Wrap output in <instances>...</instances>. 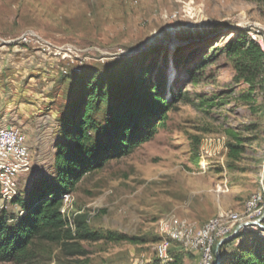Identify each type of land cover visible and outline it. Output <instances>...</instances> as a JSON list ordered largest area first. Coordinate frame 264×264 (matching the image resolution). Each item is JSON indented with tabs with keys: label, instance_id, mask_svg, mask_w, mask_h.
Masks as SVG:
<instances>
[{
	"label": "rangeland",
	"instance_id": "rangeland-1",
	"mask_svg": "<svg viewBox=\"0 0 264 264\" xmlns=\"http://www.w3.org/2000/svg\"><path fill=\"white\" fill-rule=\"evenodd\" d=\"M243 28L264 47V0H0V126L18 127L30 153V170L17 177L19 193L53 174L69 69L107 65L152 38L160 47L153 59L165 76V98L185 96L150 140L110 159L69 194L65 214L86 213L102 235L83 242L94 264H161L155 245L169 226L244 216L253 194H264V109L251 112L240 101L245 85L215 50ZM254 97L264 103L260 90ZM226 128L245 141L236 160L226 155ZM9 204L7 213L16 215L19 207ZM246 230L264 247V230ZM186 254L182 264H200Z\"/></svg>",
	"mask_w": 264,
	"mask_h": 264
},
{
	"label": "trees",
	"instance_id": "trees-1",
	"mask_svg": "<svg viewBox=\"0 0 264 264\" xmlns=\"http://www.w3.org/2000/svg\"><path fill=\"white\" fill-rule=\"evenodd\" d=\"M232 32L215 50L231 61L233 80L245 85L240 101L251 112L264 109L254 97L255 89L264 94V47L246 28ZM159 49L154 46L107 65L82 64L77 72H66L64 80L72 84L57 116L53 174L18 192L11 201L19 207L16 215L0 210V264H94L83 242L98 241L102 235L89 226L86 213L68 217L62 197L110 159L126 156L150 140L164 125L167 112L185 97L178 91L165 98V76L153 59ZM224 134L227 157L238 159L244 151L242 134L231 128ZM246 228L219 247L218 264H264L261 238ZM159 262L180 264V257Z\"/></svg>",
	"mask_w": 264,
	"mask_h": 264
},
{
	"label": "bare ground",
	"instance_id": "bare-ground-1",
	"mask_svg": "<svg viewBox=\"0 0 264 264\" xmlns=\"http://www.w3.org/2000/svg\"><path fill=\"white\" fill-rule=\"evenodd\" d=\"M11 131H17L19 134H23L16 126L9 128L0 127V138L6 141H13ZM14 145L17 151L26 152L29 156V148L26 144L24 134L22 139L14 138ZM27 154H20L22 164H15L17 163V156L0 158V198H4L2 204H0V210L6 209V205L11 203L17 195V177L30 170V157H27ZM0 156H3L2 143H0ZM256 195H259V198L253 204H250L251 198L246 202L247 213L244 216L236 212H231L228 214H219L201 226H196L185 220L178 221L174 225L169 226L165 231V236L155 245L157 257L161 261L167 262L169 260L168 251L171 243L176 242L185 251L197 253L200 260L204 257L208 248L207 260L200 262V264H211L214 257L212 249L218 240L231 234L237 226L251 219L256 220L261 215L264 194L261 192L255 195L253 194V196ZM69 196V194L63 195L64 205L68 202ZM254 226L263 232L264 224H254ZM243 228L246 227H242L241 229Z\"/></svg>",
	"mask_w": 264,
	"mask_h": 264
},
{
	"label": "water",
	"instance_id": "water-1",
	"mask_svg": "<svg viewBox=\"0 0 264 264\" xmlns=\"http://www.w3.org/2000/svg\"><path fill=\"white\" fill-rule=\"evenodd\" d=\"M152 41V38H149L148 41L144 44H140L136 47H133V48H130V50L126 53L127 56H131V55H134V54H138L140 52H144L148 49H150L151 47H154L153 43H151ZM264 218V211L262 213V215L257 218L256 220L254 221H247L245 222L244 224L240 225V226H237L233 232L223 238H221L220 240L217 241V243L215 244V247H214V256H215V264H218L219 262V258H220V255H219V247L227 242V241H231L233 240L236 235H237V232L242 228V227H247V226H250V225H253L255 223H259L262 219Z\"/></svg>",
	"mask_w": 264,
	"mask_h": 264
},
{
	"label": "built area",
	"instance_id": "built-area-1",
	"mask_svg": "<svg viewBox=\"0 0 264 264\" xmlns=\"http://www.w3.org/2000/svg\"><path fill=\"white\" fill-rule=\"evenodd\" d=\"M28 38H29V40H30V37H28V36H26V37H22L21 39H22L23 41H27ZM73 52H75V51H73ZM59 56H60V55H59ZM61 57H62V59L65 58L63 55H61ZM70 61L73 62L72 60H70ZM10 133L13 134V141H6V140H2V139L0 138V143H2V145H3V156H0V158H2V157H9V156H17V163H15V164H22V161H20V154H27V153H26V152H20V151H17V150L15 149L14 138H21V139H22L23 134H19L17 131H11ZM27 157H29L28 154H27ZM257 198H259V195L252 196V197H251V202H250V204H253L254 201H255ZM3 199H4L3 197L0 198V204H2ZM255 224H264L263 219H262V221H260L259 223H255ZM253 225H254V224H253ZM247 227H248V226H247ZM207 255H208V248H207V250H206V253L204 254V257H203L199 262H202V261L207 260ZM170 260H171V257H170V255H169V261H170Z\"/></svg>",
	"mask_w": 264,
	"mask_h": 264
},
{
	"label": "crops",
	"instance_id": "crops-1",
	"mask_svg": "<svg viewBox=\"0 0 264 264\" xmlns=\"http://www.w3.org/2000/svg\"><path fill=\"white\" fill-rule=\"evenodd\" d=\"M41 102V100H39V102L38 103H40ZM37 104V103H36ZM29 104V108H31L32 110L33 109H35V108H37L39 105L37 104ZM16 108V107H15ZM1 112H3L2 110H0V113ZM19 112V110H17V113ZM16 112H14L13 111V114H15ZM16 115V114H15ZM18 116V115H17ZM3 115H2V118L1 119H3ZM38 122V121H37ZM0 127H5V126H0ZM177 246H179V245H177V243L176 242H172L171 243V246H170V248H169V253L171 252V253H173V254H169L170 255V257L173 255L174 257H176V256H179L180 257V264H182V260H183V253L185 254V257H186V253H190V254H192L193 256H195V257H197L198 259H199V257H198V255H197V253H192V252H187V251H185L184 249H182V248H180V246L178 247V248H180L181 249V253H178V254H176L175 253V248L177 247Z\"/></svg>",
	"mask_w": 264,
	"mask_h": 264
}]
</instances>
